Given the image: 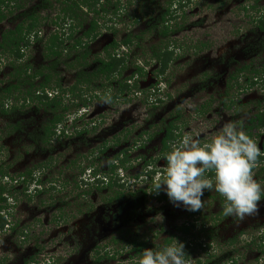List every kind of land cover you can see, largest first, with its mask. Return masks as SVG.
Wrapping results in <instances>:
<instances>
[{"label": "rangeland", "instance_id": "obj_1", "mask_svg": "<svg viewBox=\"0 0 264 264\" xmlns=\"http://www.w3.org/2000/svg\"><path fill=\"white\" fill-rule=\"evenodd\" d=\"M40 1L24 0L23 6L29 10ZM63 1L51 0V7L43 11L41 16L47 20L36 30L40 41L33 40L34 34L30 35L21 64L31 68L28 75L36 70L51 74V88L60 85L66 91L61 99L68 106V120H75L76 129L71 136L54 138L47 146L34 143L32 136L49 114L36 111L33 104L22 107L19 100L24 91L15 95L18 100L13 99L17 109L0 116L1 158L5 166L9 165L8 179L3 182L13 185L9 183L10 177L18 180L21 173L34 169L33 181L22 184L20 179L19 184L14 183V189L9 190L12 193L9 196L16 197L15 202L7 203L9 220L15 228L0 232V263L6 261L1 264H22L39 248L41 264H95L96 251L101 254L105 250H110L111 254L121 251L127 240L113 246L111 237L121 228L140 225L142 219L143 228L149 229L146 233L150 248L159 249L169 233L175 234L176 226L189 220L191 211L185 210L183 205L173 206L169 200L157 203L151 199L144 205L139 202L141 199L128 196V191L123 199L110 204L108 198L115 189L109 190L101 183L89 185L93 182L91 172L96 171L101 180L108 182L113 168L133 193L165 175L167 162L160 158V140L166 123L177 112L183 119L177 122L180 138L176 142L185 134L198 133L204 143L210 142L227 123L242 121L245 125L250 113L264 106V44L253 23L264 13V0H173L171 6L169 0H101L99 15L88 13L84 7L77 12L79 20H70V14L61 13L69 4L64 5ZM168 8L176 12L171 20L177 26L172 25L170 32L173 33L161 39L157 35L159 29L151 27L155 26V18ZM93 19H98L100 29L97 39L89 44L87 70L76 61L78 51L65 52L59 58L46 57L45 43L51 36L67 39L69 24L77 26L76 21H83L73 36L76 39ZM10 26L4 21L0 28ZM128 34L132 39L130 48H118L127 62L121 78L136 77V68L142 69L145 77L132 80L137 82V89L116 96V82L97 80L89 89L79 87L74 96L67 92L75 83L76 72L90 71L97 56L104 57L106 48L112 43H121ZM73 43V40H65L63 46L70 45V50ZM165 47L173 56L167 71L161 75L153 56ZM52 62L58 65L49 71ZM1 64L0 87L10 78L12 70L7 59ZM244 65H251V69L239 75L241 87L235 85L228 89L229 77ZM253 71L258 72L255 85L242 91ZM41 81L42 78L35 80L34 85L38 86ZM227 90L236 102V114L227 109L228 100L222 103ZM209 102L211 105L205 115L194 114V108ZM16 124L18 131L10 128ZM83 130L87 132L77 134ZM254 140L262 150L264 133ZM104 146L106 150L101 153ZM83 180H88L87 186L82 184ZM37 181L43 185L37 187ZM260 183L264 185V178ZM161 193L166 195L163 189ZM202 201L199 219L205 218L208 227L199 237L204 238L206 231H211L215 239L213 254L218 256L227 251V241L237 238L240 244L234 250L241 256L240 264H256V258L264 264V255L250 244L245 249L242 245L245 239H254L255 231L264 224V201L255 214L243 220L235 217L216 220L222 209L220 202ZM134 207L139 212L136 220L127 223ZM151 208L155 211L150 212ZM209 219H214V225ZM160 228L161 236L155 237ZM18 230L28 233L27 240L19 238ZM254 241L256 243V239ZM130 250L125 248L114 260L100 264H135L138 258L130 259L133 255ZM193 250L187 253V264L208 258L204 252Z\"/></svg>", "mask_w": 264, "mask_h": 264}, {"label": "trees", "instance_id": "obj_2", "mask_svg": "<svg viewBox=\"0 0 264 264\" xmlns=\"http://www.w3.org/2000/svg\"><path fill=\"white\" fill-rule=\"evenodd\" d=\"M173 0H169V5L171 6V2ZM69 3V4H67ZM100 3L101 0H64L63 4L67 6L61 10V13L70 14L69 19L79 20L78 13L79 9H83L85 7V10L88 11V13H93L94 15L100 14ZM24 0H0V25L7 21V23H10L11 26L9 28H0V66L1 63H4V60L7 59L9 62L8 65L11 66V74L10 78L2 83V86L0 87V115H6L8 111H15L17 109V105L13 104V99L18 100L19 97H16L15 95L22 94L24 91L21 100L19 102L21 103L22 107L27 104H33L36 111H43L49 114L48 118L44 122L43 126L40 127L39 131L32 136V139L34 143L42 144L43 146H47L51 143V140L56 138H66L68 136H71L72 133H74L76 129V125L74 123V119L68 120L69 117H67L68 112V106H65L63 104V100L61 99V94H64L66 91L62 90L60 88V85H57L55 88H51V81L52 77L51 74H43L42 70H36L32 74L28 75L30 72V67L28 65H22V58L24 54V49L28 47L30 44L29 38L31 34H34L35 37H33V40L40 41L39 34L37 35L36 30L40 27V25L47 20V18H43L42 13L43 11L48 10L51 7V0H41L38 5L32 6L31 9L25 10V6H23ZM170 8V7H169ZM165 10L164 12H161L154 20L155 26L151 27L152 30H158L157 35L161 39H165L169 37V34L173 33L171 31L172 25L177 26V24H172L171 17L172 15H175L176 12H172L170 9ZM244 11H247V8H244ZM104 12V11H103ZM63 13V14H64ZM16 21V23H15ZM256 28L258 33L261 35L262 43L264 44V13L254 20ZM14 24V26H12ZM72 24V25H71ZM70 25V30L68 34V38H60L57 35L51 36L45 43V53L47 58L61 57L65 52L71 53L74 51H78L79 53L76 55V61L81 62L83 68L88 67L89 64L87 63V60L90 57V51H89V44L93 42L97 37L99 36V29L100 24L98 19H93L90 23L88 28L83 31L82 35L77 37L76 39L73 38V36L76 33L77 27H81L83 24V21H76V25L73 23ZM151 31V30H149ZM65 40H73V44L71 45L70 50H68L69 46H63L65 43ZM132 44L131 36L128 34L126 38L121 43H112L108 48L104 50L105 56L100 58V56H97L98 58L94 59L93 68L90 71H83L79 70L76 72L75 75V83L72 87L67 90V92L71 95H75L77 93V89L79 87H90L94 81L102 80L106 83H117V95L120 96L123 95L126 92L134 91L138 88L137 82L132 81L135 80L136 77H145V72L140 69L136 68V73L138 76H131L129 79H122L123 72L126 70V58L123 53L119 54V46L130 48V45ZM205 45H203L204 47ZM264 46H262L263 48ZM68 50V51H67ZM83 50V51H81ZM115 51L117 53H115ZM173 56V52H169L167 47L165 49H160L158 52L154 53L155 61L158 62L159 66V73L163 75L167 69L169 62L171 61ZM58 64L55 62H52L51 68L49 71L56 68ZM80 65V64H79ZM81 66V65H80ZM69 67L72 68V64H69ZM251 69V65H244L240 68L236 69V72H234L233 75L229 77L227 88L231 89L232 87H235V85H238L239 75L249 71ZM87 70V68H86ZM258 74L257 71L251 72V77L246 78V85L243 86L242 91H247L248 89L252 88L255 85V79L256 75ZM135 77V78H134ZM42 78V81L37 85H34V81L37 79ZM129 82V83H128ZM131 82H133L131 84ZM234 82V84H232ZM131 85V86H130ZM27 86L25 90H22ZM238 87H241L238 85ZM89 89V88H88ZM61 91V92H59ZM91 91V90H89ZM93 91V90H92ZM104 96V95H103ZM228 90L225 92V95L222 97V103L225 102V105L227 109L232 110L234 113L236 111V108L234 109V106L236 105V102L234 101L233 97H229ZM80 100V98H79ZM159 102V101H158ZM75 101H73L72 104H74ZM260 104V103H259ZM211 105V102L206 103L205 106L202 105L200 107L194 108V114L197 116H203L205 115V112L209 109V106ZM21 108V106H18ZM236 114V112L234 113ZM251 117L248 119L246 124L244 125V130L247 132V134L252 137L253 139L257 138L264 132V106L257 107L255 112L250 113ZM179 112L176 113V116L166 123L164 130H163V136L160 140V158L163 159V162H167L166 156L168 152L171 149V146L176 144L177 139L180 138V135L177 134V130L180 129V126L177 124V122L181 121L183 118L179 117ZM69 123V124H67ZM67 124V125H66ZM12 130L18 131L19 127L18 124L10 127ZM70 131V133H69ZM87 131L83 130L81 132H77L78 135H83ZM150 139V136L148 137V140ZM144 147V146H143ZM262 147V152H264V145ZM1 150V147H0ZM106 150V147L104 146L101 150V153H104ZM159 158V159H160ZM9 166V165H8ZM8 166H5V164L2 163L1 158V151H0V232H5L7 229L14 230L15 226H12L9 215L10 213L7 212V200L9 199L5 195H9L12 193H9L10 189H14V183L19 184L20 179H22V184H26L27 181H33V173L32 170L25 171V173H21L18 176V180H14L12 177H10L9 183L6 184L3 182V180L8 179V173L7 169ZM39 168V166H38ZM35 168V169H38ZM256 179L260 182V180H263L264 178V155L260 156L258 158V167L254 169L256 171ZM209 177H211L213 174L208 173ZM90 177L93 179V182L89 185H94L97 183H101L103 187H106L109 190H113L112 196L108 198V202H115L123 199L126 194L132 197V198H139L145 205L147 201L151 199H155L157 203H164L168 201L167 195H162L161 190L159 193L153 192V186L155 182H153L151 185L146 186L144 188H141L135 192H130V187L127 186L126 181L122 182L123 180H120L118 178L119 176L116 175L115 169L112 168L110 171L108 182L106 180H101L100 177H98V173L96 171L91 172ZM138 179V177L136 178ZM20 182V183H21ZM106 182V183H105ZM122 182V183H121ZM50 183V182H48ZM88 180H83L82 184L87 186ZM37 187L43 185L41 182H36ZM101 188V187H100ZM50 188H48L49 190ZM52 189V188H51ZM46 190V191H48ZM53 190V189H52ZM38 192V191H37ZM45 192V191H44ZM202 200H217L220 202V206H222L225 203L224 198L215 191H208L205 190L204 196L201 198ZM137 206V205H136ZM135 206V207H136ZM133 208L127 218V223H131L138 215V211L136 208ZM140 205H138V208ZM147 209V208H145ZM155 208L149 209L150 212L155 211ZM222 209L219 212V218L225 217L223 215ZM183 213V212H182ZM200 211L190 212L188 218L189 220H183V223L179 226H176L174 228L175 234L169 233L166 238L163 239V246L170 245L174 242V240H178L180 242H183L185 245V252L186 254L193 249V251H202L206 254L208 257L206 260H196L192 264H240L242 261L241 256L239 252H237L235 247L239 246V242L237 238H232L226 243V249L227 251L221 252L218 256H215L214 250H211L215 239L211 234V231L207 232L203 236L204 238H201L203 233H205V228L208 227L206 224V219H199ZM199 219V220H198ZM205 219V221H204ZM212 221L213 225L214 219H209ZM144 219H142L141 224L132 227L131 229L127 228H121L118 230L113 237H111V243L113 246H118L121 241L127 240L126 245H124L125 248H130L132 252V256L130 259L139 258L143 252L144 249L150 248V239L148 237V228H143ZM209 230V229H208ZM141 231V232H140ZM161 228L160 230L155 233V237L161 236ZM19 234V238L22 239V241L27 240L28 233L25 230L17 231ZM177 235H179L177 237ZM153 238V237H152ZM256 239V243L254 241ZM254 239L249 238L245 239L243 242V248L250 247V245L256 249L258 252H260L261 255H264V224H261V227H258L257 231H255ZM250 244V245H249ZM122 247L121 251L125 248ZM41 249L39 248L36 252L32 253L30 256L26 257L25 260H23V264H41L42 261L40 260V253ZM110 251V250H109ZM105 252L101 254L100 252L96 251V258L94 263L100 264L102 261H109L114 260L116 256L121 253L113 251V254L110 252ZM212 253H209V252ZM123 253V252H122ZM121 253V254H122ZM189 258L186 256V260ZM2 262H6L3 260ZM1 262V263H2ZM256 264H260L261 259L256 258L255 259ZM0 263V264H1Z\"/></svg>", "mask_w": 264, "mask_h": 264}, {"label": "clouds", "instance_id": "obj_3", "mask_svg": "<svg viewBox=\"0 0 264 264\" xmlns=\"http://www.w3.org/2000/svg\"><path fill=\"white\" fill-rule=\"evenodd\" d=\"M262 155L242 121L225 124L210 142L201 143L198 133L185 134L171 146L165 175L157 177L153 192L163 189L173 206L195 212L203 207L205 190L215 191L224 198L223 215L243 220L264 199V185L254 171ZM186 256L184 243L175 239L159 249H144L135 264H187Z\"/></svg>", "mask_w": 264, "mask_h": 264}, {"label": "flooded vegetation", "instance_id": "obj_4", "mask_svg": "<svg viewBox=\"0 0 264 264\" xmlns=\"http://www.w3.org/2000/svg\"><path fill=\"white\" fill-rule=\"evenodd\" d=\"M0 116H3V115H0ZM2 138H3V137L0 136V143H2V141H1ZM23 173H25V171H24ZM32 173H33V176H34V169H32ZM36 193H38V192H36ZM5 196L8 197V198H10V199L7 200V202H9V201H12V202L14 201V202H15V201H16V197H12V196H9V195H5ZM263 201H264V199H262V202H263ZM109 203L111 204V202H109ZM259 204H260V203H259ZM10 215H11V214H10ZM11 229H12V228H10V230H11ZM25 256H26V255H25ZM25 256H24V257H25ZM22 264H23V261H22Z\"/></svg>", "mask_w": 264, "mask_h": 264}]
</instances>
